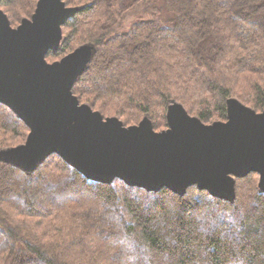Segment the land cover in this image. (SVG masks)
I'll return each mask as SVG.
<instances>
[{
	"label": "trees",
	"instance_id": "1",
	"mask_svg": "<svg viewBox=\"0 0 264 264\" xmlns=\"http://www.w3.org/2000/svg\"><path fill=\"white\" fill-rule=\"evenodd\" d=\"M64 1L79 10L46 59L93 44L72 90L105 118L131 126L149 115L161 131L170 101L206 124L227 120L230 98L263 111L264 0H165L166 14L156 0ZM37 2L1 0L0 9L16 27ZM28 134L0 103V148ZM258 184L257 172L237 179L230 202L196 186L180 196L92 181L57 154L31 173L0 161V264H264Z\"/></svg>",
	"mask_w": 264,
	"mask_h": 264
},
{
	"label": "water",
	"instance_id": "2",
	"mask_svg": "<svg viewBox=\"0 0 264 264\" xmlns=\"http://www.w3.org/2000/svg\"><path fill=\"white\" fill-rule=\"evenodd\" d=\"M1 1V0H0ZM63 0H38L29 18L13 27L0 9V103L29 128L24 143L0 151V161L31 173L57 154L92 181L182 196L191 186L233 202L237 179L259 174L264 192V109L227 100V120L206 124L171 102L168 128L156 131L149 117L126 126L81 103L73 86L95 48L83 44L48 62L61 48L62 26L77 11Z\"/></svg>",
	"mask_w": 264,
	"mask_h": 264
},
{
	"label": "rangeland",
	"instance_id": "3",
	"mask_svg": "<svg viewBox=\"0 0 264 264\" xmlns=\"http://www.w3.org/2000/svg\"><path fill=\"white\" fill-rule=\"evenodd\" d=\"M64 1V0H63ZM148 1V0H147ZM65 2V1H64ZM148 2H142L140 5H139V7H137V6H135L131 11H129L128 12V14L125 16V19H124V27L125 28H128L131 24H132V22L134 21V20H136L138 17H140L142 14H143V11H144V9H145V5L147 4ZM156 3H157V5L160 7V8H162L163 10V14H166V11H167V9H166V7H165V0H156ZM67 5V4H66ZM68 6V5H67ZM164 7V8H163ZM79 8V7H78ZM28 18V17H27ZM87 44H91V43H87ZM93 45V44H92ZM94 46V45H93ZM94 48H95V46H94ZM171 102H175V103H178V104H181V103H179V102H176V101H170V103ZM241 102V101H240ZM242 103V102H241ZM244 104V103H243ZM182 105V104H181ZM183 106V105H182ZM184 107V106H183ZM184 109H185V107H184ZM186 110V109H185ZM99 111V110H98ZM187 111V110H186ZM190 114V113H189ZM191 115V114H190ZM144 117H149L150 119H151V121H152V123H153V120H152V118L149 116V115H145ZM143 117V118H144ZM122 121V120H121ZM123 122V121H122ZM124 123V122H123ZM125 125V124H124ZM168 128V127H167ZM165 130V129H164ZM162 131V130H161ZM22 144V143H21ZM11 147H13V146H11ZM7 148H10V147H2V148H0V151H2L3 149H7ZM237 183V182H236Z\"/></svg>",
	"mask_w": 264,
	"mask_h": 264
}]
</instances>
